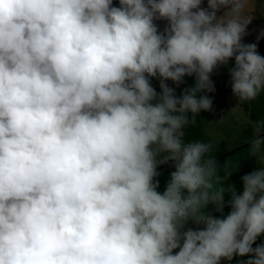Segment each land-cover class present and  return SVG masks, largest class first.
<instances>
[{
    "label": "clouds",
    "instance_id": "obj_1",
    "mask_svg": "<svg viewBox=\"0 0 264 264\" xmlns=\"http://www.w3.org/2000/svg\"><path fill=\"white\" fill-rule=\"evenodd\" d=\"M202 3L0 0V264H264V120L242 194L211 143L184 142L213 111L197 94L215 92L218 67L240 103L264 94V56L242 43L249 0ZM192 75L180 95L166 83Z\"/></svg>",
    "mask_w": 264,
    "mask_h": 264
},
{
    "label": "rangeland",
    "instance_id": "obj_2",
    "mask_svg": "<svg viewBox=\"0 0 264 264\" xmlns=\"http://www.w3.org/2000/svg\"><path fill=\"white\" fill-rule=\"evenodd\" d=\"M113 6L120 7L119 0H113ZM202 7L204 8L208 7L207 1L203 0ZM225 11L226 9H221L220 12H218V16L223 15ZM246 11L247 14L251 15L252 21L247 27L246 34L242 39V43L248 41L249 39L250 40L254 39L256 36V31L264 27V0H249ZM160 20L165 26L167 25L164 22H167L169 24L167 20L164 21L163 19ZM159 29L161 28L159 27ZM257 37L258 35L256 36V38ZM257 50L260 55L264 56V47L257 48ZM230 64H234V60H231ZM149 79L151 85L155 88L156 92L158 94L161 93L162 90L160 87V79L158 77H151ZM211 79L215 84V89H216L215 92H222L224 90L232 89L230 83L231 77L228 74L227 66L218 67L212 74ZM183 81L184 82L181 83L179 87H177L171 80L166 81V83L168 84L169 87L176 90L177 95H180L185 88H189L195 84L196 77L195 75L185 76L183 78ZM215 92L210 93L205 91L197 94L198 98L199 96L207 95L209 98L213 100V111L210 112L202 111L199 115H197L196 123L194 125L189 124L185 126L184 129L185 143L201 141L212 144L213 146L212 151L208 154L209 158L213 155V152L215 150L218 151L223 149L222 147L225 144V139L221 137V134L218 133L216 129L217 125L214 122V116H216L215 114L219 110H222L223 113H225L226 109L232 112V110L236 108L237 113H240L242 115H251L253 121H251L250 124H248V128L255 126L256 121L264 120V94H261V96H259L255 101H252L250 103L248 102L240 103L238 97H236L235 95L215 96L214 95ZM222 99H226V101L230 99L231 101L227 102L228 104H223ZM157 171L159 175L155 179L159 180L160 183V186L157 189V191H159L162 194L165 191L167 182L170 177V173L174 171V163L169 162L167 164H160L157 167ZM227 206L228 205L224 207L223 213L217 212L215 210V205L209 206L208 211L216 218H220L231 211V207L230 206L227 207ZM188 227L197 230L199 228H202L203 225L198 226L195 223L189 221ZM241 262L244 261H224L223 264H241Z\"/></svg>",
    "mask_w": 264,
    "mask_h": 264
},
{
    "label": "crops",
    "instance_id": "obj_3",
    "mask_svg": "<svg viewBox=\"0 0 264 264\" xmlns=\"http://www.w3.org/2000/svg\"><path fill=\"white\" fill-rule=\"evenodd\" d=\"M264 30V27L260 28L256 31V36ZM260 35L254 39H249L245 41L244 44H255L257 48L264 47V44H261L263 41L258 40ZM246 40V39H245ZM215 96H228L234 95L232 89L224 90L222 92H215ZM219 100V99H217ZM223 104H228L227 102L231 101L230 99L226 101V99H222ZM233 106V105H232ZM228 108V107H227ZM220 111V112H219ZM216 110V116H214V122L217 125V131L221 134V137L225 139V144L223 145V149L214 151L213 155L210 157L212 159L217 160L218 165V175L222 178V183L225 188H228L230 185H235L236 191L238 194H242L243 191V181L242 176L245 174H249L254 171L257 167L256 162L253 158L248 156V146L249 142L252 138H254L257 134L255 126L248 128V124L253 121L251 115H242L237 113V109L235 108L230 112L228 109L223 113L222 110ZM240 112V111H239ZM251 117V120H250ZM261 134H264L262 132ZM228 165L230 170H234L230 177L224 179V166ZM231 199V193L226 192L225 194V206H230L227 202ZM211 206V204L209 205ZM227 206V207H228ZM225 214L224 216H226ZM223 217V216H222ZM220 217V218H222ZM264 244V235H261L256 243L253 245L255 248L257 245ZM249 256L240 257L235 256L231 261H247Z\"/></svg>",
    "mask_w": 264,
    "mask_h": 264
},
{
    "label": "water",
    "instance_id": "obj_4",
    "mask_svg": "<svg viewBox=\"0 0 264 264\" xmlns=\"http://www.w3.org/2000/svg\"><path fill=\"white\" fill-rule=\"evenodd\" d=\"M154 23L157 25L158 28L160 27L162 29L161 30L162 32H164L165 29L168 28L167 26H165L162 23V21L160 19L154 20ZM259 34H261V35H260V38L258 40H262V38L264 37V30H262ZM259 34H258V36H259ZM249 43L250 42H248L247 44H249Z\"/></svg>",
    "mask_w": 264,
    "mask_h": 264
},
{
    "label": "trees",
    "instance_id": "obj_5",
    "mask_svg": "<svg viewBox=\"0 0 264 264\" xmlns=\"http://www.w3.org/2000/svg\"><path fill=\"white\" fill-rule=\"evenodd\" d=\"M205 1H207V0H205ZM158 30L161 31V29H159V28H158ZM161 32H162V31H161ZM261 44H264V41H263ZM233 60H234V59H233Z\"/></svg>",
    "mask_w": 264,
    "mask_h": 264
},
{
    "label": "bare ground",
    "instance_id": "obj_6",
    "mask_svg": "<svg viewBox=\"0 0 264 264\" xmlns=\"http://www.w3.org/2000/svg\"><path fill=\"white\" fill-rule=\"evenodd\" d=\"M164 21V20H163ZM168 27H169V24L167 22H164Z\"/></svg>",
    "mask_w": 264,
    "mask_h": 264
},
{
    "label": "flooded vegetation",
    "instance_id": "obj_7",
    "mask_svg": "<svg viewBox=\"0 0 264 264\" xmlns=\"http://www.w3.org/2000/svg\"><path fill=\"white\" fill-rule=\"evenodd\" d=\"M263 41H264V38H263ZM263 41H262V42H263Z\"/></svg>",
    "mask_w": 264,
    "mask_h": 264
}]
</instances>
